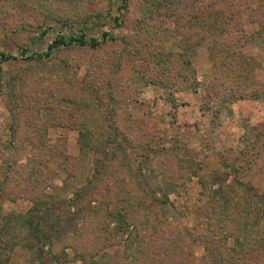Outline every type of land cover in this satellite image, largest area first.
Returning a JSON list of instances; mask_svg holds the SVG:
<instances>
[{
	"label": "rangeland",
	"instance_id": "obj_1",
	"mask_svg": "<svg viewBox=\"0 0 264 264\" xmlns=\"http://www.w3.org/2000/svg\"><path fill=\"white\" fill-rule=\"evenodd\" d=\"M242 233L264 264V0H0V264H219Z\"/></svg>",
	"mask_w": 264,
	"mask_h": 264
},
{
	"label": "trees",
	"instance_id": "obj_2",
	"mask_svg": "<svg viewBox=\"0 0 264 264\" xmlns=\"http://www.w3.org/2000/svg\"><path fill=\"white\" fill-rule=\"evenodd\" d=\"M113 39L114 38L112 36H109L107 33H104L100 40H98L96 38H87L84 35H79V36H75V37H68V38L57 35L55 37V39L53 40L52 44L49 46V51L51 49H54V48L72 47V46H74V47L75 46H77V47H88L91 49H96V48L103 46L104 43L112 41ZM37 57L39 58L41 56H37ZM182 81L186 82V85H187L183 89L188 90L190 85H192V84L187 79H184ZM193 84H194V86L197 85V83L195 81ZM184 85L185 84H183L181 87H184ZM175 86H172V87H175ZM180 89H182V88H180ZM194 89H195V87H194ZM229 94L235 95L236 93L234 94V92L231 91V92H229ZM238 98L244 99L245 97L243 95H239ZM222 100L223 99H219L218 103L221 102ZM65 126H67V125H65ZM68 127H71V129L78 131V133L80 134V138L78 139L79 142H82V140H84L83 137H88V134H86L84 132H82V133L80 132V129L88 127L87 124H85V125L83 124L82 128H80V124H78V122H74L73 124L68 125ZM115 135H117V133ZM109 136H113V135L110 134ZM44 140L47 141L45 137H44L43 141ZM30 143H34V142H32L30 140ZM107 144H108V146L114 145V149L118 148V146L114 142V139L110 140ZM40 203H41L40 205L42 206L43 201ZM37 205L33 204V207L31 209H33V210L37 209ZM40 205H39V207H40ZM34 212H35V214H38V210H35ZM28 222H29V226L36 230V226L32 224L31 219L28 220ZM59 233H60V230L56 229L52 233H50V235H45L44 238L50 239L51 236L54 237V236L58 235ZM244 233H245V231H244ZM244 233H242V235L239 236L238 241L236 243H234L230 248L225 250V253L223 255H221L222 261L219 264H238V263L248 264V263L244 262V260L246 258L245 256H246V254L253 252L257 248V245L259 242L256 241L257 239L253 238V240H252L251 238H247V236ZM209 241H211V240H209ZM211 259L206 258L207 261L209 260V264H213V260H211Z\"/></svg>",
	"mask_w": 264,
	"mask_h": 264
}]
</instances>
